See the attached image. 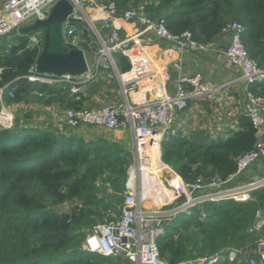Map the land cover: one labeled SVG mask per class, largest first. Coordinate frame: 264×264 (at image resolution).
<instances>
[{
  "label": "trees",
  "instance_id": "16d2710c",
  "mask_svg": "<svg viewBox=\"0 0 264 264\" xmlns=\"http://www.w3.org/2000/svg\"><path fill=\"white\" fill-rule=\"evenodd\" d=\"M116 1L120 11L149 1V13L164 21L171 33L189 31L204 45L213 43L229 22L240 21L250 56L264 68V0ZM19 35L14 43L0 37V88L6 105L23 104L34 96L35 103L81 108L101 92L97 86L103 80L89 83L86 91L73 92L68 83L31 81L28 76L35 74L40 48L29 46L28 35ZM79 45L88 49L84 41ZM115 58L120 71L130 69L125 55L117 53ZM249 90L264 95V79L249 85ZM20 123L13 129L0 128V264L121 262L119 257L85 251L82 243L93 225L118 213L131 153L105 138L89 140ZM206 133H178L161 143L162 161L186 182L217 176L227 180L237 169L238 157L255 148L258 140V130L246 114L239 116L238 129L227 137L212 138ZM250 194L252 198L246 201H207L173 217L157 240L161 257L176 264L220 254L225 258L214 264H233L228 259L230 249L244 250L264 234V224L258 228L256 217L264 205V189ZM67 201L74 203L72 210H56Z\"/></svg>",
  "mask_w": 264,
  "mask_h": 264
},
{
  "label": "built area",
  "instance_id": "2783aa9c",
  "mask_svg": "<svg viewBox=\"0 0 264 264\" xmlns=\"http://www.w3.org/2000/svg\"><path fill=\"white\" fill-rule=\"evenodd\" d=\"M59 0H3L0 3V36L19 32V29L37 19H46L52 7ZM74 5V11L64 24L65 38L79 41L78 23L84 20L92 26L100 49L96 58V66L82 76L71 74H35L29 75L31 81L56 84L68 83L73 85L74 91L94 80L100 67L113 68L120 84L121 94L125 102L108 103L101 106L67 108L64 114L68 128L80 125L102 126L108 129L129 127L134 136V162L129 165L126 191L118 213L106 222H99L91 227L82 243V249L102 256L122 255L133 264H172L161 257L157 240L166 233V223L180 213H189L195 206L207 201L234 199L246 201L251 199V192L264 189V176L257 177L236 187H226L232 178L242 174L258 160L264 159V95L255 94L249 90V85L264 79V68L260 67L247 50L243 33L245 26L240 21L229 22L223 32L230 37L225 50L228 64L238 72L231 82L245 85L247 102L245 114L250 118L253 126L258 130V140L255 148L243 153L237 159L236 171L227 179L221 177H199L194 182H186L176 172L167 179L170 186L169 193L160 194V202L152 198V193L145 189L147 183H152V176L145 164L149 163L148 148L161 150V143L165 137L178 135L175 118L178 112L188 107L193 99L206 100L214 108L224 106L223 89L228 83L211 84L203 80L200 72L191 76H183L175 93L164 92L152 99L134 98L133 94L139 90L145 78L164 80L169 77L168 68H156L147 56L148 48L157 42L171 43L182 52L193 49H206L208 45L198 43L191 32L182 34L171 33L164 21L149 13L147 2L120 11L116 0H69ZM97 11L103 15L100 27L96 24L99 19L91 20V12ZM91 18V19H90ZM120 20L134 22L141 26L140 32L135 34L122 32ZM101 23H107L109 30L104 31ZM94 25V26H93ZM29 46L41 45V33L33 32L29 35ZM125 55L131 67L120 72L115 55ZM117 68V70H116ZM174 69H182L181 62L174 63ZM3 68L0 67V73ZM75 83V84H72ZM189 85V88L186 86ZM3 89L0 88V92ZM137 93V92H136ZM0 128L13 129L16 116L0 94ZM154 138V140L152 139ZM155 141L156 146L153 145ZM171 171H174L169 167ZM155 179V178H153ZM148 196V197H147ZM155 203V206L172 204L168 210L146 208L145 203ZM257 227L264 224V205L256 212ZM239 253L245 254L248 264H264V237L258 238L244 250L230 249L228 259L234 261ZM220 254L205 255L197 258L184 259L176 264H214Z\"/></svg>",
  "mask_w": 264,
  "mask_h": 264
},
{
  "label": "crops",
  "instance_id": "0c3cea01",
  "mask_svg": "<svg viewBox=\"0 0 264 264\" xmlns=\"http://www.w3.org/2000/svg\"><path fill=\"white\" fill-rule=\"evenodd\" d=\"M93 15L92 17L95 20L97 17L95 16V14ZM103 17L100 18L101 21L104 22ZM120 24L122 26V32L124 34H135L140 32L142 29L141 26L137 25L134 22L120 20ZM101 27H103L104 31H108L110 29L107 23H101ZM229 41V35L221 33L219 37H217V39L213 43L209 44L206 49H193L186 52H182L178 49L177 46L171 43L156 41L155 43L151 44L147 51V56L150 60L151 65L156 68H168L170 70L169 77L164 80H158L149 77L145 78V80L141 82L139 90L136 91L137 93L135 92V94H133L134 98L137 97L138 100H145L152 99L153 97H156L157 94H162L164 92L175 93L179 87L181 77L191 76L197 72H200L202 74L204 81L211 84L228 83L223 89V94L225 97L224 106L220 108H214L210 105V103H205L200 100H193L184 111L178 112L176 114L174 122L175 126H177V128L179 129L178 133L181 132L183 133L182 135H188L194 130H202L209 133L212 137H227L231 133V131L238 129V119L239 116L246 113L245 108L247 102L245 85L240 82H231L238 75V72L235 69L231 68V66L227 62L225 50L229 44ZM94 57L97 58L96 55H94ZM175 62L182 63V69L180 71L174 69ZM95 66L96 60L93 64H91V68L94 69ZM110 70L113 71L115 77L117 78L115 69H106L101 66L98 76L94 80L83 84L88 88L89 83H92L93 81L103 80L102 83L97 86V89H101V92L98 93L97 96H93L88 101L89 107H94L97 104H100V102L102 103L106 100H110L109 98L111 96H106L107 84L105 80L106 78H108L106 77V74ZM186 87L189 88V85H187ZM114 93L117 99V91H114ZM119 93L121 94L120 85ZM112 102L118 103L117 101ZM50 105H47L49 107H46L38 103L30 104L33 109L31 111L33 113V124H37L45 129L66 131V133L77 134L89 140H96L100 137L105 138L109 141L118 143L120 147L128 150L131 153V163L134 162V136L129 127L108 129L102 126L80 125L77 127L68 128L65 123L64 117L66 108L61 106L59 103ZM21 106H23V104H21ZM55 106L56 110L54 111ZM24 116L26 115L24 114ZM24 122H26V124L30 123L29 120H25ZM212 130H216V133L213 135ZM261 134L264 136V129L261 131ZM147 153L150 156L149 163L145 164L144 166L145 168L149 169V173H151V175L157 174L160 163L163 167H165L163 171H166V173L168 174V176L166 177L163 175L162 178H159L162 184H154L155 179L152 178V183L154 182L153 189L158 191L159 194L161 192L164 193L165 189L163 190V188L167 187V179H170L172 176H174V172L176 171H171L169 169L170 166L166 165L162 161L161 150L159 151L158 149L151 147L147 149ZM176 174L178 173L176 172ZM260 175H264V159L258 160L242 174L229 180L225 184V186L236 187L257 178ZM152 177H155V175H153ZM148 188L149 187H147L146 189ZM153 189H150L149 191L152 193ZM168 190H170V188H168ZM166 193H169L171 201L173 197L170 194V191Z\"/></svg>",
  "mask_w": 264,
  "mask_h": 264
},
{
  "label": "water",
  "instance_id": "95a60500",
  "mask_svg": "<svg viewBox=\"0 0 264 264\" xmlns=\"http://www.w3.org/2000/svg\"><path fill=\"white\" fill-rule=\"evenodd\" d=\"M73 11L74 5L69 0H59L46 19H37L19 29L21 35L41 32V50L35 64L37 73L82 76L90 70L85 49L64 35V24Z\"/></svg>",
  "mask_w": 264,
  "mask_h": 264
},
{
  "label": "rangeland",
  "instance_id": "374dc122",
  "mask_svg": "<svg viewBox=\"0 0 264 264\" xmlns=\"http://www.w3.org/2000/svg\"><path fill=\"white\" fill-rule=\"evenodd\" d=\"M2 1L3 0H0V3ZM146 2H148V1H146ZM93 14H95V16L97 17V19H99L96 22V24L100 27V22H99L100 19H101L100 17H103V16L101 14H99L97 11L91 12V16ZM80 31H81V33L79 34V41H78V43L81 42V41H84L85 43L88 44V49L86 50V53H87V60H88L89 64L91 65L96 60V58L94 57V55L98 56L99 49H100V44H99L96 36L93 33L92 26L88 24V21L87 20H84L82 22L81 27H80ZM130 34H132V33H130ZM0 37H1V40H4L5 39V41L7 43H14V42H16L19 39L20 35L17 34V33H15V32H13V33H10L8 35H4V36H0ZM106 75H107L106 77H108V78L105 79L106 80V84H107V87H106L107 88L106 96L107 97L111 96V97L109 98L110 100H108V101L106 100V101H104L102 103L100 102V104H97L96 106H101V105H105V104H108V103H112V101H117L118 103L119 102L120 103L121 102H125L124 96L119 93V85L120 84L118 83V80L115 77L113 71L112 70L108 71ZM72 84H75V83H72ZM75 85H77V84H75ZM87 89H88L87 86H84V85H82L81 88H80V90H82V91H86ZM73 91L74 90L72 89V92ZM114 91H117V93H118L117 99H116V95H115ZM1 93L2 92H0V94ZM31 103H35L34 96L31 97L28 100V102H24L23 103V106H21L22 103L21 104H18V105H10L9 106L10 109L15 113V116H16V120H15L16 122H15V124L20 125L21 124L20 121L26 124V122H24L25 120H29V122L31 124H33L32 123L33 122L32 121L33 113L31 112L33 109H32V106H30ZM38 104H40V103H38ZM41 105L42 106L49 107V106H47L45 104H41ZM66 109H67V107H66ZM55 110H56V106L54 108V111ZM24 114L25 115L26 114L27 115L29 114L31 116L30 117H26V116H24ZM86 126H90V125H86ZM178 131H179V129H178ZM215 131L212 130V135L216 133ZM181 134H183V133H181ZM212 138H217V137L215 136V137H212ZM164 168L165 167H163L162 164L159 163L158 173L157 174H153V175H155V177H153V178H155V183L153 182L154 184H157V183H161L162 184V182H161V180L159 178H162L163 175L165 177L168 176V174L166 173V171H163ZM162 171H163V174H162ZM262 176H264V175H260L258 177H262ZM153 183H150V185H153ZM161 184H159V185H161ZM167 184H168V182H167ZM167 187L170 188V186H168V185H167ZM166 188H163V190L165 189V191L168 192V188L167 189ZM160 194L158 193V191H156V190L153 189L152 196L154 195V197L156 198L155 200L158 201V202H160ZM171 206H172V204H168L166 206H157L156 207L155 206V203H153V204L151 202H146L145 203V207L146 208H153V209H160V210H164V209L165 210H168V209L172 208ZM73 207H74V203L72 201H67V202H65L62 205L56 206L55 208L59 212H68V211L72 210ZM260 237H264V234H261ZM260 237H258V238H260ZM114 257H119L122 260L121 262H116V264L131 263L125 257H123L122 255H117V256H114ZM232 263L233 264H248L245 255L242 256V257H240V258H236L234 261H232Z\"/></svg>",
  "mask_w": 264,
  "mask_h": 264
},
{
  "label": "bare ground",
  "instance_id": "6f19581e",
  "mask_svg": "<svg viewBox=\"0 0 264 264\" xmlns=\"http://www.w3.org/2000/svg\"><path fill=\"white\" fill-rule=\"evenodd\" d=\"M93 17H94V15H93ZM93 17H92V19H91V18H90V19L94 21V18H93ZM34 32H38V31H34ZM39 32H40V31H39ZM17 33H19V32H17ZM32 33H33V32H32ZM40 33H41V32H40ZM27 35L29 36L30 34H27ZM40 50H41V45H40ZM35 72H36V70H35ZM36 73H37V72H36ZM37 74H40V73H37ZM153 146H156V145L153 144ZM147 187H149L148 190H150V189L152 190V189H153V185H149V183L146 184L145 189H146ZM151 196H152V195H151ZM147 197H148V196H147ZM152 198H153L154 200L156 199V198L154 197V195L152 196Z\"/></svg>",
  "mask_w": 264,
  "mask_h": 264
},
{
  "label": "clouds",
  "instance_id": "9594fccd",
  "mask_svg": "<svg viewBox=\"0 0 264 264\" xmlns=\"http://www.w3.org/2000/svg\"><path fill=\"white\" fill-rule=\"evenodd\" d=\"M20 34V33H19Z\"/></svg>",
  "mask_w": 264,
  "mask_h": 264
}]
</instances>
